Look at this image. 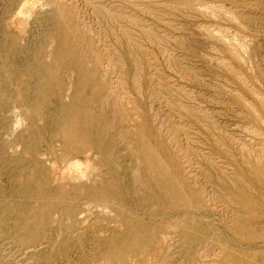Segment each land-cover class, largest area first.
I'll return each instance as SVG.
<instances>
[{
	"label": "rangeland",
	"instance_id": "1",
	"mask_svg": "<svg viewBox=\"0 0 264 264\" xmlns=\"http://www.w3.org/2000/svg\"><path fill=\"white\" fill-rule=\"evenodd\" d=\"M31 1L0 0V264H264V0Z\"/></svg>",
	"mask_w": 264,
	"mask_h": 264
},
{
	"label": "bare ground",
	"instance_id": "2",
	"mask_svg": "<svg viewBox=\"0 0 264 264\" xmlns=\"http://www.w3.org/2000/svg\"><path fill=\"white\" fill-rule=\"evenodd\" d=\"M49 1H50V0H49ZM52 1H53V0H52ZM57 1H58V0H57ZM125 1H126V0H125ZM26 2H27V5H28V1H26ZM31 2L33 3L34 0H32ZM60 2H62V1H60ZM32 3H30V4L32 5ZM54 3H55V2H54ZM52 4H53V2H52ZM175 4H176V3H175ZM175 4H174V5H175ZM157 5H158V4H157ZM166 5H167V4H166ZM176 5H177V4H176ZM178 5H179V4H178ZM51 6H53V5H51ZM60 6H61V5H60ZM167 6H169V5H167ZM31 7H32V6H31ZM173 7H174V6H173ZM28 8H30V7H28ZM28 8L25 7V9H26L25 12L30 13V12L33 11V9H31V8L28 9ZM171 8H172V7H171ZM23 9H24V7H23ZM25 9H24V10H25ZM69 9H70V8H69ZM36 10H37V9H36ZM58 10H59V9H58ZM63 10H64V9H63ZM63 10H62V11H63ZM73 10H74V9H73ZM73 10H72V11H73ZM59 11H60V10H59ZM59 11H58V12H59ZM62 11H61V12H62ZM150 11H152V10H150ZM61 12H60L59 14H61ZM67 12H68V11H67ZM68 13H69V12H68ZM68 13H67V14H68ZM24 14H25V13H24ZM26 14H27V13H26ZM31 14H32V13H30L29 15H27L28 18H29V16H30ZM152 14H153V13H152ZM61 15H62V14H61ZM73 15H75V13H73ZM95 15H96V14H95ZM105 15H106V14H105ZM105 15H104V16H105ZM121 15H122V14H121ZM124 15H125V14H124ZM128 15H129V14H128ZM59 16H60V15H59ZM68 16H69V15H68ZM106 16H107V15H106ZM31 17H32V16H31ZM61 17H62V16H61ZM131 17H132V16H131ZM18 18H19V17H18ZM59 18H60V17H59ZM65 18H66V17H65ZM69 18H71V20H73L72 17H69ZM69 18H68V20H70ZM110 18H111V15L109 16V19H110ZM114 18H115V16H114ZM114 18H113V19H114ZM29 19H30V18H29ZM105 19H107V18H105ZM127 19H128V18H127ZM127 19H126V21H127ZM136 19H137V18H136ZM61 20H63V19H61ZM61 20H60V22H61ZM68 20H67V21H68ZM74 20H75V19H74ZM74 20H73V21H74ZM99 20H100V19H99ZM111 20H112V19H111ZM128 20H129V21H128L129 23H132V22H133V21L130 22V21H131L130 19H128ZM134 20H135V18H134ZM22 21H23V20H22ZM28 21H29V20H28ZM30 21H31V20H30ZM112 21L114 22V20H112ZM116 21H118V17H117V20H116ZM136 21H137V20H136ZM12 22H13V21H12ZM74 22H75V21H74ZM76 22H77V21H76ZM109 22H110V21H109ZM141 22H143V21L141 20ZM147 22H148V21H147ZM18 23H19V22H18ZM23 23H24V22H23ZM134 23H135V21H134ZM27 24H28V23H27ZM73 24H74V23H73ZM75 24H76V23H75ZM115 24H116V23H115ZM136 24H137V23H136ZM136 24H135V26H136ZM11 25H12V24H11ZM62 25H63V24H62ZM69 25L71 26V24H69ZM126 25H127V24H125V26H126ZM76 26H78V25H76ZM119 26H120V25H119ZM60 27H61V29H63V28L65 29L64 26H63V28H62V26H60ZM71 27H72V26H71ZM69 28H70V27H69ZM69 28H68V29H69ZM72 28H74V26H73ZM124 28H125V27H124ZM127 28H128V27H127ZM139 28H140V27H139ZM142 28H143V27H142ZM22 29H23V27H22ZM24 29H25V28H24ZM57 29H58V28H57ZM61 29H60V30H61ZM131 29H132V28H131ZM58 30H59V29H58ZM58 30H56V31H58ZM60 30L58 31L59 33H60V32H63L62 30H61V31H60ZM66 30H67V29H66ZM76 30H77V29H76ZM21 31H22V30H21ZM27 31H28V30H27ZM67 31H68V30H67ZM73 31L76 33L78 30L75 31V28H74ZM54 33H55V32H54ZM75 33H74V34H75ZM84 33H85V32H84ZM84 33H82V34H84ZM123 33H124V32H123ZM132 33H133V32H132ZM132 33H131V34H132ZM60 34H61V33H60ZM66 34H68V32L65 33V35H66ZM72 34H73V33H72ZM86 34H87V33H86ZM116 34H117V33H116ZM125 34L128 35V33H125ZM52 35H53V34H52ZM54 35H55V34H54ZM54 35H53V36H54ZM75 35H76V34H75ZM80 35H81V34H80ZM84 35H85V34H84ZM53 36H52V38H53ZM60 36H61V35H60ZM77 36H78V35H77ZM77 36H76V37H77ZM105 36H106V35H105ZM117 36H118V35H117ZM62 37H64V39H67V35H66V38H65V36H63V35H62ZM72 37H73V36H72ZM81 37H82V36H81ZM90 37H91V36H90ZM126 37H127V42H128V38H129V36H126ZM132 37H133V36H132ZM82 38L85 39L86 37H85V38L82 37ZM87 38H88V37H87ZM93 38H94V36L92 35V39H93ZM116 38H117V37H116ZM130 38H131V37H130ZM130 38H129V39H130ZM74 39H75V38H74ZM78 39H79V37H78ZM78 39L75 40V41H77V42L80 41V40H78ZM92 39H91V40H92ZM131 39H132V38H131ZM138 39H139V38H138ZM48 40H49V38H48ZM53 40H54V39H53ZM58 40H59V39H58ZM60 40H61V39H60ZM54 41H56V40H54ZM62 41H63V40H62ZM66 41H67V40H66ZM66 41H65V42H66ZM73 41H74V40H73ZM85 41H86V40H85ZM88 41H90V39H88ZM88 41H87V42H88ZM57 42H58V41H57ZM77 42H76V43H77ZM82 42H83V41H81V44H82ZM93 42H94V41H93ZM125 42H126V41H125ZM127 42H126V43H127ZM129 42H130V41H129ZM129 42H128V43H129ZM132 42H133V41H132ZM59 43H60V42H59ZM59 43H58V45H61V44H59ZM95 43H96V42H95ZM130 43H131V42H130ZM133 43H134V42H133ZM133 43H132V44H133ZM55 44H57V43H55ZM81 44H80V46H81ZM83 44L85 45V43H83ZM88 44L91 45V43H88ZM88 44H87V45H88ZM75 45H76V44H75ZM75 45H74V46H75ZM77 45H78V43H77ZM84 45H83L82 47H85V46H86V45H85V46H84ZM92 45H93V44H92ZM54 46H55V45H54ZM56 46H57V45H56ZM88 46H89V45H88ZM131 46H132V45H131ZM60 47H61V46H60ZM62 47H63V46H62ZM82 47H80V48H82ZM92 47H93V46H92ZM54 48H56V47H54ZM66 48H68V47H66ZM66 48H65V49H66ZM71 48H72V47H71ZM76 48H77V47H76ZM76 48H75V49H76ZM85 48H86V47H85ZM87 48H88V47H87ZM90 48H91V46H90ZM93 48H95V46H94ZM131 48H132V47H131ZM131 48H130V50H131ZM59 49H60V48H59ZM63 49H64V48H63ZM75 49H71V50L75 51ZM95 49H96V48H95ZM127 49H128V48H127ZM134 49H135V48H134ZM60 50H61V49H60ZM76 50H77V49H76ZM85 50H86V49H85ZM87 50H88V49H87ZM97 50H98V49H97ZM97 50H96V51H97ZM99 50H100V49H99ZM130 50H129V52H130ZM55 51H56V50H55ZM63 51H64V50H63ZM73 51H72V53H73ZM83 51H84V50H83ZM88 51H89V50H88ZM131 51H132V50H131ZM59 52H61V51H59ZM68 52H71V51H68ZM86 52H87V51H86ZM86 52H85V53H86ZM91 52H92V51H91ZM126 52H127V51H126ZM133 52H134V51H132V53H133ZM142 52H143V51H142ZM142 52H141V53H142ZM35 53H36V52H35ZM82 53H83V52H82ZM82 53H81V54H82ZM127 53H128V52H127ZM127 53H126V54H127ZM130 53H131V52H130ZM132 53H131V54H132ZM134 53H135V52H134ZM143 53H144V52H143ZM143 53H142V54H143ZM55 54H56V53H55ZM68 54H69V53H68ZM89 54H90V53H89ZM101 54H103V53H101ZM136 54H137V55H136ZM136 54H134V57H133V56H132V57L135 58V55H136V56H139V55H140V54H138L137 51H136ZM63 55H64V54H63ZM65 55H67V54H65ZM87 55H88V53H87ZM90 55H91V54H90ZM107 55H108V54H107ZM109 55H110V54H109ZM73 56H74V53H73ZM82 56H83V55H82ZM88 56H89V55H88ZM66 57H68V56H66ZM70 57H71V55H70ZM89 57H90V56H89ZM92 57H93V55H92ZM92 57H90V58L92 59ZM101 57H102V56H101ZM107 57H108V56H107ZM107 57H106V58H107ZM140 57H141V55H140ZM140 57H138V58H140ZM94 58H95V56H94ZM94 58L92 59L93 61H95ZM130 58H131V57H130ZM130 58H129V59H130ZM70 59H71V58H70ZM84 59H85V56H84ZM88 59H89V58H88ZM64 60H65V59H64ZM64 60H62V61L64 62ZM71 60H73V57H72ZM105 60H106V59H105ZM131 60H133V59H131ZM134 60H135V59H134ZM140 60H141V59H140ZM52 61H53V60H52ZM62 61H61V62H62ZM84 61H85V60H84ZM88 61H89V60H88ZM90 61H91V60H90ZM135 61H137V60H135ZM102 62H103V59H102ZM102 62H101V63H102ZM93 63H94V62H93ZM95 63H96V62H95ZM97 63H98V62H97ZM101 63H100V64H101ZM104 63H105V62H104ZM104 63H103V65H101V66H105ZM106 63H107V62H106ZM64 64H65V63H64ZM51 65H52V64H51ZM80 65H81V64H80ZM82 65H83V64H82ZM82 65H81V67H82ZM86 65H87V64H86ZM97 65H98V64H97ZM84 66H85V64H84ZM88 66H89V65H88ZM95 66H96V65H95ZM113 66H114V64H113ZM54 67H55V65H54ZM54 67H53V70H54ZM60 67L62 68V66H60ZM85 67H86V66H85ZM99 67H100V66H99ZM55 68H56V67H55ZM82 68H83V67H82ZM97 68H98V66H97ZM103 68H104V67H103ZM51 69H52V68H51ZM51 69H50V70H51ZM63 69H64V68H63ZM89 69H90V66H89ZM89 69H88V70H89ZM94 69H95V68H94ZM88 70H87V71H88ZM99 70H100V69H99ZM101 70H102V69H101ZM56 71H57V70H56ZM84 71H85V69H84ZM49 72H52V71H49ZM59 72L61 73V71H59ZM59 72L56 73V74H59ZM71 72H72V71H71ZM98 72H99V71H98ZM94 73H95V72H94ZM96 73H97V71H96ZM96 73H95V74H96ZM100 73H101V71H100ZM91 74H92V72H91ZM97 74H98V73H97ZM97 74H96V75H97ZM18 75H19V74H18ZM52 75H54V73H53ZM60 75H62V74H60ZM86 75H87V73H86ZM96 75L92 74V76H96ZM100 75H102V74H100ZM58 76H59V75H58ZM97 76L99 77V75H97ZM102 76H103V75H102ZM102 76H101V77H102ZM53 77H54V76H53ZM90 77H91V76H90ZM54 78H55V77H54ZM93 78H94V77H93ZM93 78H92V79H93ZM60 79H61V78H59L58 80H60ZM89 79H90V78H89ZM97 79H98V78H97ZM102 79H103V77H102ZM104 79H105V78H104ZM104 79H103V81H102L101 78H100V80H101L102 82H104ZM16 80H17V78H16ZM52 80H53V78H52ZM58 80H57V81H58ZM94 80H96V79H94ZM100 80H98V81H100ZM60 81H61V80H60ZM90 81H91V80H90ZM90 81H89V82H90ZM107 81H108V80H107ZM79 82H80V81H79ZM95 82H96V81H95ZM53 83H54V82H53ZM60 83H61V82H60ZM18 84H19V83H18ZM55 84H56V83H55ZM91 84H94V83H91ZM106 84H107V83H106ZM106 84H105V85H106ZM108 84H109V83H108ZM108 84H107V86H108ZM61 85H62V84H61ZM61 85H59V86H61ZM95 85H96V84H95ZM100 85H102V84H100ZM59 86H58V89H59ZM110 86H112V85H110ZM15 87H16V86H15ZM51 87H53V86H51ZM55 87H56V86H55ZM93 87H95V86H93ZM100 87H101V86H100ZM102 87H104V86H102ZM108 88H109V87H108ZM111 88H112V87H111ZM111 88H109V89H111ZM16 89H17V88H16ZM50 89H51V88H50ZM53 89H54V87H53ZM53 89H52V90H53ZM80 89H81V88H80ZM89 89H90V87H89ZM109 89H108V90H109ZM78 90H79V89H78ZM91 90H92V89H91ZM103 90H105V89H103ZM98 91H99V90H98ZM109 91H110V90H109ZM111 91H112V92H111V94H112V93H113V90L111 89ZM86 92H87V90H86ZM99 92H103V91H101V89H100ZM97 93H98V92H97ZM81 94H82V93H81ZM102 94H103V93H102ZM106 94H107V93H106ZM106 94L104 93V95H106ZM108 94H110V93L108 92ZM108 94H107V95H108ZM65 96H66V95H65ZM91 96H92V95H91ZM100 96H103V95H100ZM103 97H105V96H103ZM106 97H107V96H106ZM116 97H117V96H116ZM85 99H86V98H85ZM88 99H90V98H88ZM96 99H97V98H96ZM98 99H99V97H98ZM86 100H87V99H86ZM90 100H91V99H90ZM94 100H95V99H94ZM108 100H109V99H107V101H108ZM81 102H82V101H81ZM87 103H88V102H87ZM92 104H93V103H92ZM107 104H108V103H107ZM116 105H117V103H114V105L110 108V109H111L110 111H111V112L113 111V113H114L115 115H116V112H117V111H116ZM79 106H80V105H79ZM79 106H78V108H79ZM84 106H85V105H84ZM86 107H87V105H86ZM92 107H93V105H92ZM69 110H70V109H69ZM71 111H72V110H71ZM89 111H90V110H89ZM124 111H125V110H124ZM77 112H79V111H77ZM77 112H76V113H77ZM122 112H123V111H122ZM72 113H73V112H72ZM93 113H94V112H93ZM125 113H126V112H125ZM86 114H87V113H86ZM110 115H111V113H110ZM110 115H109V117H110ZM123 115H124V113H123ZM77 116H78V114H77ZM79 116H80V115H79ZM113 116H114V115H113ZM77 118H78V117H77ZM79 118H80V117H79ZM97 118H98V117H97ZM97 118H96V119H97ZM113 118H114V117H113ZM129 118H131V116H130ZM109 119H110V118H109ZM127 119H128V118H127ZM128 120H129V119H128ZM131 121H132V118H131ZM131 121H130V122H131ZM63 122H64V121H63ZM126 122H127V121H126ZM130 122H129V124H132V123H130ZM104 123H105V122H104ZM107 123H109L108 120H107ZM127 123H128V122H127ZM109 124H111V123H109ZM78 125H79V124H78ZM56 126H57V125H56ZM69 126H70V125H69ZM75 126H76V125H75ZM111 126H113V125H111ZM118 126H119V125H118ZM67 127H68V125H67ZM138 127H139V126H138ZM77 128H78V127H77ZM107 128H108V127H107ZM120 128H121V127H120ZM171 128H172V126H171ZM173 128H174V127H173ZM173 128H172V129H173ZM176 128H177V127H176ZM62 129H63V128H62ZM64 129H65V127H64ZM99 129H100V128H99ZM169 129H170V128H169ZM59 130H60V129H59ZM82 130H83V129H82ZM112 130H114V128H113ZM180 130H181V129H180ZM79 131H80V130H79ZM176 131H177V130H176ZM176 131H175V132H176ZM178 131H179V130H178ZM62 132H63V131H62ZM170 132H171V131H170ZM173 132H174V131H173ZM175 132H174V134H176ZM66 134H67V133H66ZM121 134H122V133H121ZM121 134H120V135H121ZM120 135H118V136H120ZM176 135H177V134H176ZM176 135H175V136H176ZM60 136H61V135H60ZM63 136H65V135H62L61 137H62L63 139H65ZM66 136H67V135H66ZM106 136H108V135H106ZM118 136H117V137H118ZM178 136H179V135H178ZM67 137H68V136H67ZM69 137H70V136H69ZM104 137H105V136H104ZM126 137H127L128 139H131V140H130L131 142L133 141V132H132L131 129H128V130L126 131ZM176 137H177V136H176ZM121 138H122V137H121ZM121 138H120V139H121ZM179 138H180V137H179ZM179 138H178V140H179ZM70 139H71V138H70ZM72 139H74V138H72ZM80 139H81V138H80ZM105 139H106V137H105ZM105 139H103V140H105ZM176 139H177V138H176ZM106 140H107V139H106ZM70 141H73V140H70ZM70 141H69V142H70ZM80 141H81V140H80ZM91 141H92V140H91ZM169 141H170V140H169ZM179 141H180V140H179ZM64 142H65V141H64ZM84 142H85V141H84ZM177 142H178V141H177ZM180 142H181V141H180ZM65 143H66V142H65ZM67 143H68V141H67ZM75 143H76V142H75ZM75 143H74V144H75ZM85 143H86V142H85ZM85 143H83V144H85ZM89 143H90V142H89ZM47 144H48V143H47ZM68 144H70V143H68ZM68 144H67V145H68ZM86 144H87V143H86ZM148 144H149V143H148ZM75 145H76V144H75ZM79 145H80V144H79ZM87 145H88V144H87ZM102 145H103V144H102ZM149 145H150V144H149ZM171 145H172V144H171ZM77 146H78V145H77ZM150 146H151V145H150ZM172 146H175V145H172ZM172 146H171V147H172ZM179 146H181V145H179ZM182 146H183V145H182ZM81 147H82V146H81ZM86 147H88V146H86ZM183 147H184V146H183ZM70 148H71V147H70ZM75 148H76V147H75ZM82 148H83V147H82ZM123 148H124V147H123ZM172 148H174V147H172ZM184 148H186V147H184ZM64 149H65V148H64ZM66 149H68V148L66 147ZM168 149H169V148H168ZM182 149H183V148H182ZM68 150H69V149H68ZM97 150H98V149H97ZM148 150H149V149H148ZM151 150H152V149H151ZM170 150H171V149H170ZM175 150H176V149H175ZM184 150L186 151L187 149H184ZM70 151H71V150H70ZM81 151H83V150H81ZM81 151H80V152H81ZM98 151H99V150H98ZM166 151H167V149H166ZM66 152H68V151H66ZM83 152H84V151H83ZM180 152H181V151H180ZM74 153H75V152H74ZM131 153H132L133 155H136L135 153H138V154H139L140 156H142V157L145 156L144 153H140V152L138 151V147H137L135 144L133 145V147H132V149H131ZM147 153H148V152H147ZM149 153H150V152H149ZM176 153H177V152H176ZM182 153H183V152H182ZM186 153H187V152H186ZM70 154H72V153H70ZM103 154H104V153H103ZM166 154H167V153H166ZM170 154L173 155V153H170ZM184 154H185V152H184ZM66 155H67V154H66ZM74 155H75V154H74ZM182 155H183V154H182ZM182 155H181V157H182ZM186 155H187V154H186ZM188 155H190V154H188ZM165 156H166V155H165ZM173 156H174V155H173ZM179 156H180V154H179ZM66 157H67V156H66ZM166 157H168V155H167ZM169 157H170V156H169ZM127 158H128V157H127ZM188 158H189V156H188ZM66 159H67V161H69L68 163H65V164H67L66 167H68L67 170H69V171H67V173H68V172L71 173L72 170H74V171L76 172L75 174H74V172H73V174H71V175H69V174L66 175V176H67L66 178H67V180H68V184L71 185V186H75V187L78 185V186L81 187L80 190H83V192H84V189L86 190L87 187L85 186L86 188H84V187L82 186V183H80V182H81V178H82V179L85 178V177H83L84 174L82 173V171H80V169L83 167V162H82L80 159H78V158L76 159V157H75V156H72V155H71L70 157H69V155H68V158H66ZM155 159H157V158H155ZM177 159H178V157H177ZM179 159H180V157H179ZM183 159H184V158H183ZM183 159H182V160H183ZM164 160H165V159H164ZM167 160H168V159H167ZM169 160H170V159H169ZM188 160H189V159H188ZM175 161H176V159H175ZM175 161H173V163H175ZM165 162H166V161H165ZM165 162H164V163H165ZM176 162H177V161H176ZM153 163H154V164H157V169H158V171H159V174H158V173H157V174L160 175V177H161V176L165 177V176H167V174H168V175L170 174V173H168L170 170L168 171L167 169L164 168L165 166H164V167L162 166V165H163V162H162L160 159H159V160H158V159L155 160ZM153 163H152V165H153ZM180 163H181V162H180ZM183 163H184V161H183ZM129 164H130V163H129ZM178 164H179V161H178ZM192 164H193V163H192ZM149 165H150V164H149ZM152 165H150V166H152ZM164 165H166V163H165ZM171 165H172V167L174 166L173 164H171ZM107 166H108V165H107ZM130 166H131V165H130ZM153 166H154V165H153ZM153 166H152V167H153ZM166 166H167V165H166ZM169 166H170V165H169ZM169 166H167V168H168ZM176 166H177V165H176ZM178 166H179V165H178ZM178 166H177V168L179 169ZM152 167H150V168L152 169ZM172 167H171V168H172ZM181 167H182V166H181ZM185 167H186V166H185ZM185 167H184V168H185ZM155 168H156V167H155ZM174 168H175V167H174ZM106 169H107V168H106ZM178 169H177V170H178ZM180 169H181V168H180ZM185 169H186V168H185ZM70 170H71V171H70ZM181 170H182V169H181ZM65 171H66V170H65ZM152 171H153V170H152ZM158 171L156 170V172H158ZM174 171H175V170H174ZM174 171H173V172H174ZM179 171H180V170H179ZM179 171H178V172H179ZM171 172H172V171H171ZM77 173H78V175H77ZM81 173H82L83 175H81ZM95 173H96V172H95ZM131 173H132V172H131ZM179 173H180V172H179ZM183 173H184V172H183ZM175 174H176V175H175V177H176V176H177V171L175 172ZM92 175H93V174H92ZM100 175H101V174H100ZM100 175H99V176H100ZM154 175H155V174H154ZM81 176H82V177H81ZM84 176H85V175H84ZM96 176H97V175H96ZM180 176H181V175H180ZM182 176H183V175H182ZM184 176H186V175H184ZM184 176H183V177H184ZM87 177H89V179L91 178V176H87ZM92 177H93V176H92ZM163 177H162V179H163ZM167 177H169V176H167ZM173 177H174V176H173ZM173 177H172V178H173ZM178 177H179V175H178ZM186 177H187V176H186ZM223 177H225V176H223ZM149 178H150V177H149ZM221 178H222V177H221ZM100 179H101V178H100ZM119 179H120V178H119ZM177 179H178V178H177ZM179 179H180V178H179ZM182 179H183V178H182ZM211 179H212V178H211ZM223 179H224V178H223ZM90 180H92V178H91ZM98 180H99V179H98ZM146 180H147V179H146ZM149 180H150V179H149ZM185 180H186V179H185ZM225 180L227 181V179H225ZM102 181H103V180H102ZM171 181H172V180H171ZM173 181H175V179H174ZM173 181H172V182H173ZM180 181H181V180H180ZM183 181H184V180H183ZM222 181H223V180H222ZM237 181H238V180H237ZM89 182H90V181H89ZM95 182H96V181H95ZM100 182H101V180H100ZM166 182H168V181H166ZM175 182H176V181H175ZM75 183H77V185H76ZM87 183H88V182H87ZM97 183H98V182H97ZM148 183H149V182H148ZM151 183H153V182H151ZM161 183H162V182H161ZM177 183H179V182H177ZM226 183H227V182H226ZM238 183H239V182H238ZM90 184H91V183H90ZM90 184H89V185H90ZM149 184H150V183H149ZM154 184H155V183H154ZM158 184H159V183H158ZM227 184H228V183H227ZM241 184H242V183H241ZM57 185H58V184H57ZM59 185H60V184H59ZM59 185H58V186H59ZM86 185H87V184H86ZM89 185H88V186H89ZM93 185H94V184H93ZM160 185H161V184H160ZM162 185H163V184H162ZM162 185H161V186H162ZM166 185H167V184H166ZM170 185H171V183H170ZM183 185H184V184H183ZM183 185H182V186H183ZM224 185H225V184H224ZM65 186H66V185H65ZM94 186H95V185H94ZM106 186H107V185H106ZM108 186H109V185H108ZM108 186H107V187H108ZM110 186H111V184H110ZM110 186H109V187H110ZM112 186L114 187L113 184H112ZM139 186H140V185H139ZM168 186H169V183H168V185H167V188H168ZM187 186H188V185H186L185 187H187ZM229 186H230V185H229ZM59 187H60V186H59ZM107 187H105V188H107ZM113 187H112V188H113ZM179 187H180V186H179ZM183 187H184V186H183ZM60 188H61V187H60ZM82 188H84V189H82ZM110 188H111V187H110ZM112 188H111V189H112ZM114 188H115V187H114ZM227 188H228V187H227ZM108 189H109V188H108ZM111 189H110V190H111ZM165 189H166V187H165ZM183 189H185V188H183ZM186 189H187V188H186ZM175 190H176V189H175ZM192 190H193V189H192ZM226 190H227V189H226ZM228 190H229V189H228ZM111 191H112V190H111ZM164 191H165V190H164ZM171 191H172V190H171ZM180 191H181V190H180ZM182 191H183V190H182ZM187 191H188V189L186 190V192H187ZM176 192H177V191H176ZM194 192H196V191H193V193H194ZM197 192H198V191H197ZM233 192H235V191L233 190ZM89 193H90V192H89ZM182 193H183V192H182ZM182 193H181V194H182ZM115 194H117V193H115ZM141 194H142V191H141ZM159 194H160V193H159ZM185 194H186V193H185ZM237 194H238V193H237ZM40 195H41V194H40ZM183 195H184V193H183ZM183 195H182V196H183ZM200 195H201V194H200ZM200 195L198 196L199 198L201 197ZM230 195H232V194H230ZM239 195H240V194H238V196H239ZM241 195H242V194H241ZM249 195H251V194H249ZM249 195H248V196H249ZM114 196H115V195H114ZM162 196H163V195H162ZM172 196H173V195H172ZM182 196H181V197H182ZM192 196H193V195H192ZM195 196H196V195H195ZM232 196H233V195H232ZM243 196H244V195H243ZM248 196H247V198H251V196H250V197H248ZM86 197H87V196H86ZM89 197H90V195L88 196V198H89ZM168 197H169V196H168ZM239 197H240V196H239ZM245 197H246V196H245ZM64 198H66V197L63 196V199H64ZM99 198H100L99 195H97V194L95 195V193H94L93 196H92V199H93V200H91V201H93V202H95V203H97V204H101V203H100V200H102V198H101V199H99ZM118 198H119V197H118ZM162 198H163V197H162ZM188 198H189V197H188ZM194 198H197V197H194ZM252 198H253V197H252ZM89 199H90V198H89ZM164 199H165V198H164ZM164 199H163V200H164ZM180 199H181V198H180ZM200 199H201V198H200ZM228 199H229V198H228ZM238 199H239V198H238ZM253 199H254V198H253ZM43 200H44V199H43ZM55 200H56V199H55ZM110 200H111V199H110ZM183 200H184V199H183ZM256 200H257V199H256ZM256 200H255V201H256ZM247 201H248V199H247ZM111 202H113V200H112ZM116 202H117V201H116ZM146 202H147V201H146ZM234 202H235V201H234ZM236 202H237V201H236ZM236 202H235V203H236ZM250 202H251V200H250ZM252 202H253V201H252ZM181 203H183V202H181ZM185 203H186V200H185ZM239 203H240V202H238L237 204H239ZM244 203H245V206H244V207H246V202L244 201ZM244 203H242V204L244 205ZM120 204H121V203H120ZM183 205H184V203H183ZM186 205H187V204H186ZM188 205H189V204H188ZM240 205H241V204H240ZM243 205H242V206H243ZM248 205H249V204H248ZM250 205H251V204H250ZM196 206H197V205H196ZM251 206H252V205H251ZM189 207H190V206H189ZM51 208H52V207H51ZM57 208H58V207H57ZM153 208H154V207H153ZM155 208H156V207H155ZM240 208H241V207H240ZM246 208H247V207H246ZM173 209H174V208H173ZM180 209H181V208H180ZM182 209H183V208H182ZM188 209H190V208H188ZM167 210H168V209H167ZM246 210H247V209H246ZM256 210H257V209H256ZM256 210H255V212H256ZM47 211H48V210H47ZM174 211H175V210H174ZM236 211H237V210H236ZM242 211H243V209H242ZM242 211H241V212H242ZM249 211H250V210H249ZM259 211H260V210H259ZM45 212H46V211H45ZM121 212H122V211H121ZM241 212H240V213H241ZM245 212H246V211H245ZM257 212H258V211H257ZM262 212H263V211H262ZM42 213H44V212H42ZM240 213H239V214H240ZM49 214H50V213H49ZM239 214H238V215H239ZM249 214H250V213H249ZM257 214H258V213H257ZM259 214H260V213H259ZM259 214H258V215H259ZM47 215H48V214H47ZM192 215H193V214H192ZM236 215H237V214H236ZM252 215H253V214H252ZM67 216H68V214H67ZM259 216H260V215H259ZM28 217H29V216H28ZM197 217H198V216H197ZM236 217H238V216H236ZM249 217H250V216H249ZM243 218H245V215H244ZM243 218H242V216H241V220H243ZM252 218H253V217H252ZM43 219H45V218H43ZM119 219H120V218H119ZM197 219H198V218H197ZM248 219H249V218H248ZM248 219H247V220H248ZM74 220H75V219H74ZM206 220H207V219H206ZM236 220H237V219H236ZM238 220H239V219H238ZM238 220H237V221H238ZM245 220H246V218H245ZM250 221H252V220H250ZM35 222H36V221H35ZM205 222H206V221H205ZM244 222H245V221H244ZM248 222H249V221H248ZM257 222H258V221H257ZM259 222H260V221H259ZM254 223H255V222H254ZM25 224H26V223H25ZM25 224H24V225H25ZM34 224H36V223H34ZM43 224H44V223H43ZM204 224H205V223H204ZM206 224H207V222H206ZM36 225H37V224H36ZM201 225H202V227H203V224H201ZM207 225H208V224H207ZM251 225H253V224H251ZM251 225H250V226H251ZM39 226H40V225H39ZM245 226H248V225H245ZM29 227H30V226H29ZM33 227H34V226H33ZM205 227H206V226H205ZM237 227H238V226H237ZM243 227H244V226H243ZM214 228H215V227H214ZM248 228H249V227H248ZM202 229H204V228H202ZM212 229H213V228H212ZM216 229H217V228H216ZM243 229H244V228H243ZM159 230H160V229H159ZM245 230H246V229H245ZM201 231H202V230H201ZM211 231H212V230H211ZM246 231H247V230H246ZM249 231H250V230H249ZM249 231H248V232H249ZM251 231H252V230H251ZM251 231H250V232H251ZM34 232H35V231H34ZM39 232H40V231H39ZM215 232H216V231H215ZM250 232H249V233H250ZM45 233H46V232H45ZM202 233H203V232H202ZM204 233H205V232H204ZM208 233L211 234V232H208ZM218 233H219V232H218ZM240 233H241V232H240ZM245 233H246V232H245ZM249 233H248V235H249ZM251 233H252V232H251ZM251 233H250V234H251ZM210 234H209V235H210ZM253 234H254V233H253ZM159 235H160V234H159ZM251 235H252V234H251ZM202 236L204 237V235H202ZM210 236H211V235H210ZM249 236H250V235H249ZM203 237H202V238H203ZM254 237H255V236H254ZM153 238H154V237H153ZM160 238H161V237H160ZM206 238H207V237H206ZM252 238H253V237H252ZM246 240H248V239H246ZM249 240H251V239H249ZM253 240H255V239H253ZM158 243H159V242H158ZM162 244H163V243H162ZM226 248H227V247H226ZM227 249H228V248H227ZM231 253H232V251H231ZM129 259H130V258H129ZM130 261H131V260H129V262H130ZM131 262H132V261H131ZM112 263H113V262H112ZM116 264H117V263H116ZM131 264H132V263H131Z\"/></svg>",
	"mask_w": 264,
	"mask_h": 264
}]
</instances>
